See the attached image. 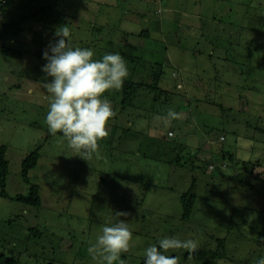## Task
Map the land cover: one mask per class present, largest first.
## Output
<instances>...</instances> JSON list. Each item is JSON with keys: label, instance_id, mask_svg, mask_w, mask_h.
I'll list each match as a JSON object with an SVG mask.
<instances>
[{"label": "rangeland", "instance_id": "rangeland-1", "mask_svg": "<svg viewBox=\"0 0 264 264\" xmlns=\"http://www.w3.org/2000/svg\"><path fill=\"white\" fill-rule=\"evenodd\" d=\"M11 3L18 26L9 45L23 56L0 51L5 191L26 196L36 185L42 205L0 196V253L20 264H95L89 247L102 226L122 219L133 233L124 264H140L147 247L172 236L196 239L198 250L210 251L225 239L219 264H256L264 257V0ZM20 14L28 16L25 23ZM63 26L74 47L93 50L95 60L120 53L129 70L125 81L131 76L154 88L140 90L126 107L122 88L106 93L117 115L99 155L87 161L46 124L44 85L51 78L42 71L43 53ZM159 68L157 81L152 71ZM169 109L180 115L165 126L155 118ZM169 131L175 139L167 138ZM199 148L201 158L192 163ZM36 150L40 159L27 184L22 164ZM211 150L233 155L231 167L218 162L202 172L211 166L202 163L212 159ZM194 180L196 203L185 221L181 198ZM186 253L165 254L193 264Z\"/></svg>", "mask_w": 264, "mask_h": 264}, {"label": "clouds", "instance_id": "clouds-1", "mask_svg": "<svg viewBox=\"0 0 264 264\" xmlns=\"http://www.w3.org/2000/svg\"><path fill=\"white\" fill-rule=\"evenodd\" d=\"M56 36L59 37L57 42L43 53L47 63L42 71L51 78V82L44 85L49 94L46 124L53 136L62 134L76 156L87 161L99 155L100 142L109 136L110 122L117 115L105 95L123 87L129 70L120 53L105 54L95 60L93 50L74 47L68 26L61 27ZM179 115L169 109L166 116L155 119L167 126ZM128 215L127 212L115 214L119 218ZM132 239L128 222L119 219L111 226H102L101 234L88 252L95 264H124L121 257L130 252ZM181 249L191 258V254L198 251L199 243L192 238L164 237L158 246L145 249V264H180L179 257L165 253ZM256 264H264V257Z\"/></svg>", "mask_w": 264, "mask_h": 264}, {"label": "trees", "instance_id": "trees-1", "mask_svg": "<svg viewBox=\"0 0 264 264\" xmlns=\"http://www.w3.org/2000/svg\"><path fill=\"white\" fill-rule=\"evenodd\" d=\"M12 6V3L10 2L6 6L0 7V11H4L6 8H9ZM18 23L16 22H10L7 26L1 27L2 30L0 31V51L3 55L6 57L17 59L21 58L23 56V52L18 49H14V47H11L9 45V41L11 39L16 40V31H17ZM133 60V58H132ZM157 72L158 76L156 77V80L159 81L160 78L163 75V71L161 68H159V71L154 70L152 71V74ZM136 74V73H135ZM155 74V75H157ZM123 97L121 104L126 107L130 104L132 99L135 97V95L142 89L147 90H154L153 85L145 84L143 82H135L133 80V77L130 76L129 80L125 81L123 84ZM168 134V133H167ZM168 138V135H167ZM169 139H175V138H169ZM7 147L0 146V196L11 199L17 202H20L26 206H32L35 208H40L42 205L41 197H40V189L38 186L33 185L30 187L29 194L26 196H16L15 198H11L7 192L5 191L6 187V181L9 173V162L6 159L7 154ZM203 152V148H199L195 150L194 155L192 156V163H195L196 161H199L200 154ZM200 153V154H199ZM218 155V156H217ZM211 160L202 161V163L208 165H213L216 163H220V166L222 169L230 168L231 165L227 164V161L233 160V155H231L228 152L225 151H219L218 153L214 152V150H211ZM220 158V159H218ZM40 156L39 151L36 150L30 155H28L22 164V178L25 183L29 184V173L36 169L38 166ZM179 160V159H178ZM181 162V161H180ZM244 166H247L244 164ZM208 168V169H207ZM257 165H253L252 170L250 173L253 175L255 172V169H257ZM202 172H206L210 170V167H204L201 168ZM196 185L197 181L194 180L192 183V186L188 193L184 194L181 198V202L183 205L184 215L183 219L185 221H190L194 206L196 203ZM227 241L225 239H219L217 240L218 248L216 250H198L195 253L191 254V258H189L190 254H185V261L191 262L193 264H219L221 260L225 257L226 254V243ZM146 258L142 259L140 264H145ZM0 264H20L19 260H17L14 257H7L4 254L0 253Z\"/></svg>", "mask_w": 264, "mask_h": 264}, {"label": "crops", "instance_id": "crops-1", "mask_svg": "<svg viewBox=\"0 0 264 264\" xmlns=\"http://www.w3.org/2000/svg\"><path fill=\"white\" fill-rule=\"evenodd\" d=\"M16 1H19V0H16ZM49 1H52V0H22V3H23V5H26V4L32 3V2H35V3L41 2L42 3V2H49ZM83 1H85V2H91V3H96V4L103 3L104 5H106L107 3H110L111 4L112 2L117 1V0H83ZM153 1H155V0H151V2H153ZM53 2H57V0H53ZM110 4H108V6ZM11 7H13V6H10L9 8H6L4 11H0V26L1 27L7 26L10 22H16V23H18L17 21H15V18L14 19H11V17H12V14H11V11H10L11 10ZM27 17L28 16H26V15L23 16L21 14L19 16L20 21L22 23H25L28 20ZM129 34H132V33L129 32ZM10 42H14V39H11ZM173 77H174V74H173ZM178 85L181 86L180 84H178Z\"/></svg>", "mask_w": 264, "mask_h": 264}, {"label": "built area", "instance_id": "built-area-1", "mask_svg": "<svg viewBox=\"0 0 264 264\" xmlns=\"http://www.w3.org/2000/svg\"><path fill=\"white\" fill-rule=\"evenodd\" d=\"M11 1L12 0H0V7L8 5ZM174 137H175V133L174 132H172V131L168 132V138H174ZM220 141L221 142L225 141V138L224 137H220ZM213 169H214V166L211 165L210 166V170H213Z\"/></svg>", "mask_w": 264, "mask_h": 264}]
</instances>
